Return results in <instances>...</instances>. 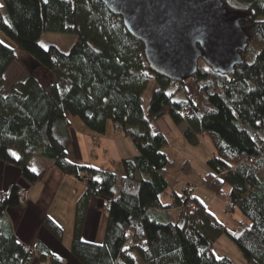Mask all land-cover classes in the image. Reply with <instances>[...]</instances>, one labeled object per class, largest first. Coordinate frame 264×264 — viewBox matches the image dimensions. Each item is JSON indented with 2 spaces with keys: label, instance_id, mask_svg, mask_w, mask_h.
<instances>
[{
  "label": "trees",
  "instance_id": "16d2710c",
  "mask_svg": "<svg viewBox=\"0 0 264 264\" xmlns=\"http://www.w3.org/2000/svg\"><path fill=\"white\" fill-rule=\"evenodd\" d=\"M222 1L239 14L249 35L244 64L222 75L200 61L194 77L175 82L150 69L143 43L101 0H1L0 31L17 48L0 40V163L18 168L35 184L44 171L36 173L30 164L43 158L84 182L69 251L78 264H236L214 253L223 235L233 239L245 264H264V0ZM44 32L72 34L75 42L68 53L55 45L44 49L39 44ZM17 51L32 65L9 86L6 77ZM164 117L185 126L183 135L191 145H199L200 136L209 138L216 154L207 161L203 184L216 196H226L229 210L237 208L248 227L231 233L194 195L195 185L185 184L195 192L184 196V186L172 192L168 175L175 164L164 152L169 141L153 129ZM70 118H79L98 136L110 126L119 129L138 155L123 160L121 172L73 164L68 159ZM190 169L187 163L186 172ZM19 191L14 186L8 199L0 196V264H29L36 255L42 262L64 264L42 248L29 245L32 253H27L17 242L7 211L21 204ZM168 195L171 203L165 205ZM93 197L104 200L108 212L102 244L83 238ZM42 226L62 242L64 232L53 219L46 216Z\"/></svg>",
  "mask_w": 264,
  "mask_h": 264
},
{
  "label": "crops",
  "instance_id": "0c3cea01",
  "mask_svg": "<svg viewBox=\"0 0 264 264\" xmlns=\"http://www.w3.org/2000/svg\"><path fill=\"white\" fill-rule=\"evenodd\" d=\"M75 119L70 118L72 124V144L68 148V159L73 164L121 172L122 161L138 155V150L131 139L125 137L121 131L115 130L110 126L107 133L102 136L95 135L91 131H89L90 136L87 134L82 135L73 129L72 121ZM161 120L159 119L156 122ZM199 140L200 144L204 142L209 148L212 147L213 156L216 154L206 135L200 136ZM112 163V168H109ZM30 168L32 170L35 169L34 172L36 173L44 171V177L41 181L30 184L25 180L18 168L0 163V196L1 194L9 196L14 186L18 187L19 190L26 191L28 196L27 201L22 199L19 206L11 207L7 211V216L17 237V242L19 241V244L31 245L36 248L35 250L42 248V251H49L53 255L61 257L64 264H78L70 255V247L68 248L64 242L66 235L62 220L65 218L70 222L75 220L76 203L86 189L84 182L63 175L54 167L52 162L43 158H34L30 164ZM178 180L175 182L176 185L173 184L172 192L178 193L185 184H192L196 187L201 184L205 187L203 181L196 185L190 182H183L182 179ZM80 182L83 183V186H81ZM74 190H76V194ZM169 195L167 196L168 200L164 201L163 199L165 205L171 203ZM194 195L201 199L196 192ZM104 206L105 202L100 198L93 197L90 200L83 232V238L86 241L95 243L104 241L108 217V212ZM217 207L221 210L222 205H217ZM208 211L217 219L210 209ZM170 213H173V216H175L173 210ZM46 216H49L62 228L64 232L62 242H59L42 226V222ZM237 218L240 223L250 225L241 214ZM219 222L231 231L232 227L229 223H225L226 221L223 219ZM232 226H235V223ZM43 262L50 263V260ZM41 263L40 255H36L35 259L29 264Z\"/></svg>",
  "mask_w": 264,
  "mask_h": 264
},
{
  "label": "water",
  "instance_id": "95a60500",
  "mask_svg": "<svg viewBox=\"0 0 264 264\" xmlns=\"http://www.w3.org/2000/svg\"><path fill=\"white\" fill-rule=\"evenodd\" d=\"M144 45L150 69L175 82L194 77L200 61L230 75L244 64L249 35L222 0H101Z\"/></svg>",
  "mask_w": 264,
  "mask_h": 264
},
{
  "label": "rangeland",
  "instance_id": "374dc122",
  "mask_svg": "<svg viewBox=\"0 0 264 264\" xmlns=\"http://www.w3.org/2000/svg\"><path fill=\"white\" fill-rule=\"evenodd\" d=\"M0 4H1V0H0ZM5 14H6L5 10L1 9V15L5 16ZM0 40L9 47L17 48L16 42L3 31L2 32L0 31ZM74 42H75V36L72 34L44 32L39 41V44L44 49H47L51 45H55L59 49H61L64 53H68L71 50ZM17 57H18L17 62L11 67L6 77V83L9 86L18 83L25 76L26 73L25 71L29 69V67L32 65V61L27 57L25 53L17 51ZM42 74H43V69L41 68L38 69L36 72V76L40 77V75ZM152 92H153V86H150V88L144 94L145 112H147L149 109V103ZM72 123H73V129L77 131L79 134L80 133L82 135L87 134L90 136L89 133L90 130H88V128H86L85 125H83V123L79 118L73 120ZM184 127L185 126L175 125L169 117H164L162 118L161 121L155 122L153 125L154 131L163 133L169 141V146L164 149V152L166 153L168 158L174 162L175 168L169 173L168 180L172 184H175L176 180L182 179L183 182H190L197 185L200 184V182H202L204 174L206 173V171H208L207 161L208 159L213 157V151H212V147L209 148L208 146L205 145L204 142H202L197 146L189 144L183 135ZM187 163H189L191 167L189 172H186ZM112 166L113 163L112 165H110L109 168H112ZM84 181H86V178H84ZM80 184L81 186H83L82 182H80ZM196 190H197L196 193L206 203L208 209H210L214 213V215L217 217V220L221 221V219H223L224 221H226L225 223H229L231 225L232 227L230 231L231 233L237 234L241 232L242 229L248 227V225L242 224L238 220L237 217L241 213L237 208L235 211L229 210L228 208L229 200L227 199L226 196L218 197L212 191L203 187L201 184L197 185ZM229 190L230 187L226 185L224 187L225 193L228 194ZM74 191L76 194V190ZM27 200H28V196L26 192L25 201ZM165 200H168V198L167 197L164 198V201ZM217 205H222L221 210L217 207ZM241 216L243 217L242 214ZM66 219L67 218L62 220V224L65 227V235H66L64 238V242L65 244H67V247L69 248L71 243L70 239L72 237V228H73L74 220L70 222ZM237 221H239L240 227ZM246 222L249 224L247 220ZM234 223L235 226H232V224ZM102 243L103 242L97 244H102ZM214 253L218 258L229 257L236 264H245L240 249L237 247L233 239L228 235H223L219 240H217L214 243Z\"/></svg>",
  "mask_w": 264,
  "mask_h": 264
},
{
  "label": "built area",
  "instance_id": "2783aa9c",
  "mask_svg": "<svg viewBox=\"0 0 264 264\" xmlns=\"http://www.w3.org/2000/svg\"><path fill=\"white\" fill-rule=\"evenodd\" d=\"M181 191H182V194H180V195L181 196H184L187 193L189 194V193L195 192V187L194 186H184ZM18 197L20 199L25 200V198H26V191H24V190L19 191L18 192ZM2 198L4 200H6V199H8V196L6 194H2ZM24 249H25V252L32 253V250H31V248H30L29 245L24 244ZM41 264H50V263H48V262H42Z\"/></svg>",
  "mask_w": 264,
  "mask_h": 264
},
{
  "label": "snow or ice",
  "instance_id": "6c2138e0",
  "mask_svg": "<svg viewBox=\"0 0 264 264\" xmlns=\"http://www.w3.org/2000/svg\"><path fill=\"white\" fill-rule=\"evenodd\" d=\"M33 171H35V169H33ZM18 243H19V241H18Z\"/></svg>",
  "mask_w": 264,
  "mask_h": 264
}]
</instances>
